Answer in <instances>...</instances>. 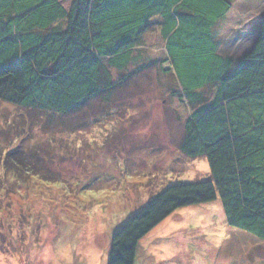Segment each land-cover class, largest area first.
Segmentation results:
<instances>
[{"label": "trees", "instance_id": "obj_1", "mask_svg": "<svg viewBox=\"0 0 264 264\" xmlns=\"http://www.w3.org/2000/svg\"><path fill=\"white\" fill-rule=\"evenodd\" d=\"M233 4L0 0V104L74 119L98 99L104 113L127 72L149 62L144 45L156 29L160 62L169 64L164 71L158 61L159 68L190 107L179 151L206 160L207 180L158 193L115 232L107 264H135L140 241L174 212L216 200L231 229L264 244V12L251 49L235 58L221 53L219 38ZM94 115L89 122L100 117ZM21 151L17 144L0 154L7 181L39 176L34 156L25 160Z\"/></svg>", "mask_w": 264, "mask_h": 264}, {"label": "rangeland", "instance_id": "obj_2", "mask_svg": "<svg viewBox=\"0 0 264 264\" xmlns=\"http://www.w3.org/2000/svg\"><path fill=\"white\" fill-rule=\"evenodd\" d=\"M263 12L264 0H234L221 53L249 51ZM148 35L149 62L127 72L104 113L98 99L74 119L0 104V154L18 144L39 173L0 171V264H107L115 232L158 193L207 180L206 160L179 151L190 107L159 68L156 29ZM135 264H264V244L231 229L216 200L174 212L140 241Z\"/></svg>", "mask_w": 264, "mask_h": 264}]
</instances>
